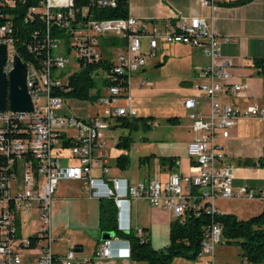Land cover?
Instances as JSON below:
<instances>
[{
    "label": "built area",
    "instance_id": "obj_1",
    "mask_svg": "<svg viewBox=\"0 0 264 264\" xmlns=\"http://www.w3.org/2000/svg\"><path fill=\"white\" fill-rule=\"evenodd\" d=\"M221 1L199 2L202 7L211 8ZM115 5L116 0H87L79 7H75L72 0H33L27 8L24 25L34 18L43 24L40 47L44 52L38 63L32 64L22 63L13 46L16 14L11 11L21 7V0H0V8L9 12L0 22V44L5 48L2 72L7 76L16 56L25 67V82H33L30 113L6 110L0 114V264H23V260L26 264H74L75 249L68 239L64 240L68 243L64 254L59 255L51 249L53 242L62 240H52L49 236V205L60 181L81 182L82 195L87 199L111 200L119 232L129 230L127 212L130 200H144L150 207L170 213L172 220L179 219L185 211L195 215L205 211L212 217L219 214L215 207L217 201H264V189H232L231 168L225 163L219 145L220 141L229 138L237 121L264 122V105L253 104L239 110L215 100L220 94L235 96L246 91L247 86L230 81L229 62L221 58L220 42L210 27L204 20L194 18L182 19L173 28L152 25L146 31L141 21L128 16L123 19L95 18L102 9ZM52 31H56L60 38L51 37ZM105 39L123 41L122 54L117 61L103 56ZM143 39L147 52L141 49ZM221 42L227 43L229 39L223 38ZM171 44L194 48L208 62L198 71L204 82L195 86L208 101L207 116L196 110L194 99L182 102L190 129L195 134L186 145V157L192 163L193 172L186 175L172 173L164 182L148 179L135 185L125 179L109 177L106 160L100 152L102 132L109 128V121L113 119L136 117L128 94L129 78L144 68L147 57L154 56L163 45ZM27 48L37 50L35 46ZM107 49L112 52L114 46L108 45ZM104 59L110 68L98 71L107 73L102 74L100 82L104 78L116 81L123 75L125 86L111 84L104 87V94L92 101L101 109L99 114L85 118L67 114L65 101L52 95V89L64 84L68 76L60 81V73L68 65L79 71L84 65L97 64ZM143 84L140 82L139 86ZM118 100H122V106L117 105ZM68 131L73 134L67 136ZM66 140L69 142L68 155L76 163L75 167L61 165L58 150ZM29 210L34 231L22 240L19 234L21 214L27 218ZM219 242L220 228L211 223L193 262L213 264L214 247ZM116 247L120 248L119 253L114 252ZM118 254H126V259L130 260L128 243L114 236L96 247L94 257L97 261L107 262L118 259Z\"/></svg>",
    "mask_w": 264,
    "mask_h": 264
},
{
    "label": "crops",
    "instance_id": "obj_2",
    "mask_svg": "<svg viewBox=\"0 0 264 264\" xmlns=\"http://www.w3.org/2000/svg\"><path fill=\"white\" fill-rule=\"evenodd\" d=\"M199 1L200 0H128L127 16L141 21L146 31H149L152 25L159 28H163L164 26L173 28L175 24L182 19L188 20L197 18L204 20L220 42L219 50L221 58L229 62L227 71L230 76V81L233 83L246 84L247 86L246 91H240L235 96L220 94L215 100L219 104H227L231 108L239 110L253 104L259 106L264 105V80L255 75L253 69H251V62L254 58H264V0H252L245 5L237 7L224 5L235 0H223L219 3H215L211 8L200 6ZM223 38L229 39V42H221ZM112 46L116 48L119 45ZM121 46L122 45L119 47ZM103 47L106 53L112 54V52H110L111 50L107 49V46L103 45ZM143 48L145 50H143ZM143 48L141 45V49L147 52L146 41ZM207 63V60L194 48L178 44L163 45L154 56L146 58L145 66L140 71L141 73L139 72L132 76L135 77V81L133 83H128V94L130 97L131 95L135 96V93H141L142 89L151 87L148 85V81H145L148 73H145L144 69L148 68L149 70V68L154 67L158 68V71L163 68H169L174 73H185L184 76L181 77L183 80L180 83L187 84L188 88L183 89L184 94L181 95L179 113L184 114L182 119H185L187 132L192 135L191 139L187 142L189 143L195 134L190 129L187 113L182 107V102L186 99H194L196 110L203 116H207L208 101L204 95L195 89L198 83L204 82L203 78H199L198 71L203 66L207 65ZM150 73H152V71H150ZM140 82L144 84L139 86ZM97 86V90H101V93L104 94V87L101 88V85ZM122 103V100L117 101V105L119 106H122ZM137 106L138 104L132 101V108L136 112L137 110L139 111ZM66 112H68V110ZM99 113L100 109L98 108L90 115L81 112L82 115L77 117H92ZM173 118L174 119H170V121L168 120V122H171V124L177 123L178 116ZM110 122L108 129H113V127L116 126L115 120L113 119ZM260 124H263L264 127V122L262 121L239 120L230 131L229 138L219 142L224 154V161L231 168V186L233 190L240 187H247L254 190L264 189V169L237 165L238 160L245 158L255 160L262 155V151L264 150V133L259 130ZM66 134L67 136H71L73 131H68ZM187 143L184 146L182 154H152L151 160H148V156L139 157L137 162L140 166L148 167V163L150 162L152 165L154 164V173L151 176H148L147 173L146 176L142 177L140 180L127 174L126 168L129 164V157L131 155L129 150L127 152L128 163L123 170L115 166V158L123 153L121 150L115 148L116 143L114 145L116 153L110 157L112 161H108L106 157L103 142V147L100 152L103 153L106 160L109 177L125 179L130 184L135 185L136 183L148 179H157L164 182L172 173L186 175L193 172L192 163L186 157ZM58 156L62 166H76V163L69 158L68 153L63 149L58 150ZM160 157L172 158L174 162L172 164L164 163L161 165L158 159ZM226 159L233 161L229 163ZM110 166L121 172L118 173L110 170ZM67 189L72 191L70 195L73 197H84L82 195L83 185L81 182L77 181H60L55 195H64ZM231 214L234 215L233 213ZM127 219L129 230L135 233H141L144 236V233L148 235L149 229L155 226L164 227L167 230L172 217L170 213L166 211L150 207L144 200H130L128 202ZM68 240L70 241V239ZM70 243L74 246L75 252L80 250L79 245L72 244V241H70ZM119 250L120 248L116 247L114 252L119 253ZM124 256L125 254H118V259L125 258ZM93 264L115 263H113V261H96V263L93 262Z\"/></svg>",
    "mask_w": 264,
    "mask_h": 264
},
{
    "label": "rangeland",
    "instance_id": "obj_3",
    "mask_svg": "<svg viewBox=\"0 0 264 264\" xmlns=\"http://www.w3.org/2000/svg\"><path fill=\"white\" fill-rule=\"evenodd\" d=\"M141 45L142 48L145 46L144 40H141ZM63 48L64 47L61 46L60 49L63 50ZM143 50L145 49L143 48ZM102 53L104 56L111 57L112 61H117L122 54L121 47L119 46L114 48L110 55L104 50ZM71 66L73 65H68V67L60 73V81L71 74V72L77 71L75 66ZM157 69L158 68L154 67L149 68V70L148 68L144 69V72L148 73L145 81H148V85L151 87L142 89V92L135 93V96L131 95L133 103H137V107L139 108V111L137 110L136 112V117H150L148 118L149 131L142 132L139 129L138 131L129 132L127 129L114 127L113 129H107L102 132V142L108 161H112L110 157L116 153L114 145L118 137L126 136L129 133L131 140L129 151L131 155L126 171L127 174L139 180L146 176L147 173L148 176L154 173V164L152 165L150 162L148 163V167L140 166L137 162L139 157L148 156V160H151L152 154H182L185 144L192 137V135L187 132L185 119H182L184 114L179 113L181 95L184 94L183 89L188 88L187 84L180 83L183 80L181 77H183L185 73H174L169 68H163L158 71ZM150 71H152V73H150ZM134 78L135 77L129 78V83H133L135 81ZM94 81L96 86L101 85L100 78H95ZM64 104L68 107V112L66 113L72 116H81V112L90 115L99 108L92 104V101L83 104L67 100ZM176 116H178L177 123L171 124V122H168V120L170 121V119H174L173 117ZM109 123L111 122L109 121ZM259 130L264 133L263 124H260ZM58 142H60V139ZM62 149L68 153L67 148ZM226 161L232 163L233 160L226 159ZM110 170L118 173L121 172L112 166H110ZM71 193L72 191L67 189L64 195L54 194L55 196L53 195L51 199L49 205V236L52 240L58 238L62 239L57 243L53 242L51 249L59 255L64 254L67 248V244L64 240L70 239L72 244L80 246V250L74 252L73 263L79 264L88 260H92V262L96 263L97 259L94 257V252L96 247L102 243V236L108 233L109 239L111 240L114 237V233L100 232L96 227L98 200L94 201L88 200L85 197H73L70 195ZM262 205L263 202L245 201L242 199L217 201L215 203L218 213H233L238 219H246L257 214ZM28 214L27 218H24L23 214H21L19 234L22 240L30 237L34 231L31 227L34 222L32 221L30 210ZM144 237L147 238L150 247L154 250L163 251L168 245L167 230L164 227L155 226L149 229L148 235L144 233ZM213 254V264H239L240 262L239 248L235 245L219 242L215 245ZM34 255L36 254L34 253ZM205 259L206 256L203 257L202 261ZM112 261L115 264H128L130 262V260L125 258L113 259ZM26 263L27 262L23 260V264ZM135 264L145 263L136 262ZM171 264L195 263L176 256L171 260ZM262 264H264V262Z\"/></svg>",
    "mask_w": 264,
    "mask_h": 264
},
{
    "label": "trees",
    "instance_id": "obj_4",
    "mask_svg": "<svg viewBox=\"0 0 264 264\" xmlns=\"http://www.w3.org/2000/svg\"><path fill=\"white\" fill-rule=\"evenodd\" d=\"M72 1L75 7H79L85 4L87 0ZM250 1L252 0H235L224 5L237 7L245 5ZM32 4L33 2L30 0L26 4L24 3L23 6L21 5L25 10L20 7L19 10L11 11L16 15L19 14H17V11H23L17 16L19 20L15 19L13 21L12 38L16 55L22 63L37 64L44 52L40 47L43 40L44 26L36 18L29 19L24 25L27 8ZM127 12L128 0H116L115 7L102 9L96 13L95 18L123 19L127 17ZM7 13H9L7 10L0 8V22L5 19ZM51 37L60 38V35L56 31H52ZM103 45L120 46L123 45V41L105 39ZM27 46H35L38 51H30ZM109 68L110 65L105 59L97 64L84 65L79 71L69 74L66 77L65 83L59 88L52 89V95L61 97L63 101L71 100L81 103L93 101L98 95L102 94L101 90L96 89L94 79L102 77V74H107L98 73L99 70L107 71ZM251 69H253L255 75L264 80V58H254L251 62ZM121 79H125V76H119L116 81H109L108 78H104L101 81V88L111 84L123 87L125 86V80L121 81ZM148 118H117L115 119V127L127 129L129 132L138 131L139 129L142 132H146L149 131ZM130 144L129 133L117 139L115 148L123 152L115 158V166L120 170H123L128 163L127 152ZM68 145L69 142L66 140L62 146L63 148H67ZM158 159L161 165L164 163L172 164L174 162L172 158L160 157ZM1 164L2 160L0 159V166ZM237 165L264 169V150L259 158L255 160L248 158L238 160ZM97 203L96 223L98 230L100 232H113L117 239L119 238L120 241L127 242L130 250V261L135 263L171 264V260L176 256L188 261H194L200 251L201 241L204 239L211 223L217 224L220 228V242L235 245L239 248V264H261L264 262V201L257 214L246 219H238L232 214L219 213L211 217L205 211H200L197 215L191 211H185L179 219L169 222L167 228L168 245L163 251L152 249L149 241L143 235L140 236L131 230L127 232L117 231L116 210L112 201L103 199L98 200ZM79 264H93V262L92 260H88Z\"/></svg>",
    "mask_w": 264,
    "mask_h": 264
},
{
    "label": "water",
    "instance_id": "obj_5",
    "mask_svg": "<svg viewBox=\"0 0 264 264\" xmlns=\"http://www.w3.org/2000/svg\"><path fill=\"white\" fill-rule=\"evenodd\" d=\"M5 59V48L0 44V114L9 110L13 113L25 114L31 112V102L26 93L25 67L15 56L13 68L7 74L2 72ZM102 242L110 240L109 234L102 236Z\"/></svg>",
    "mask_w": 264,
    "mask_h": 264
},
{
    "label": "bare ground",
    "instance_id": "obj_6",
    "mask_svg": "<svg viewBox=\"0 0 264 264\" xmlns=\"http://www.w3.org/2000/svg\"><path fill=\"white\" fill-rule=\"evenodd\" d=\"M27 1H30V0H21V5L23 6V4L25 3L26 4V2ZM32 2H33V0H32ZM21 6V7H22ZM25 6V5H24ZM22 9H24L23 7H22ZM18 10H19V8H18ZM25 10V9H24ZM22 10H20V12H21ZM20 12L19 11H17V14L19 13L20 14ZM23 12V11H22ZM24 13H25V11H24ZM18 14V15H19ZM18 15H16V19L18 18L17 16ZM20 17V16H19ZM19 19H17V21H18ZM16 21V22H17ZM20 23V22H19ZM26 93H27V95H28V97H29V99H30V101H33V82H26ZM116 237V236H115ZM117 238V237H116ZM119 239V238H118ZM125 258H126V254H125V256H124Z\"/></svg>",
    "mask_w": 264,
    "mask_h": 264
}]
</instances>
